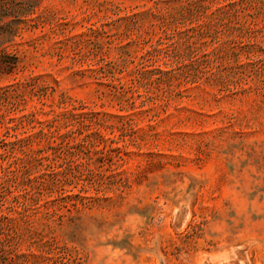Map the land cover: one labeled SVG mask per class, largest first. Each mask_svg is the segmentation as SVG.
Returning a JSON list of instances; mask_svg holds the SVG:
<instances>
[{
    "label": "rangeland",
    "instance_id": "374dc122",
    "mask_svg": "<svg viewBox=\"0 0 264 264\" xmlns=\"http://www.w3.org/2000/svg\"><path fill=\"white\" fill-rule=\"evenodd\" d=\"M16 2L0 264H264V0Z\"/></svg>",
    "mask_w": 264,
    "mask_h": 264
},
{
    "label": "trees",
    "instance_id": "16d2710c",
    "mask_svg": "<svg viewBox=\"0 0 264 264\" xmlns=\"http://www.w3.org/2000/svg\"><path fill=\"white\" fill-rule=\"evenodd\" d=\"M26 5L22 3V6L20 7V6H17L16 0H0V18L4 16L7 10H14V9L21 12V15L23 14L26 15L31 10V6H28L27 2H26ZM12 32L14 31L12 30L6 31V29H0V74L11 73L17 66V62H18L17 57L7 54L1 47L4 43L8 42L7 38L11 34H13Z\"/></svg>",
    "mask_w": 264,
    "mask_h": 264
}]
</instances>
